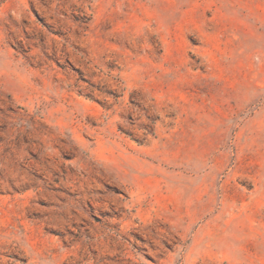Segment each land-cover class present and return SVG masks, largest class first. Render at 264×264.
Here are the masks:
<instances>
[{
	"label": "rangeland",
	"instance_id": "rangeland-1",
	"mask_svg": "<svg viewBox=\"0 0 264 264\" xmlns=\"http://www.w3.org/2000/svg\"><path fill=\"white\" fill-rule=\"evenodd\" d=\"M0 264H264V0H0Z\"/></svg>",
	"mask_w": 264,
	"mask_h": 264
}]
</instances>
